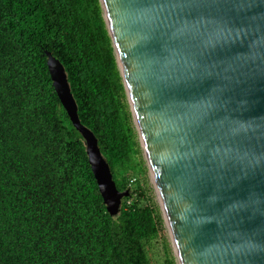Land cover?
I'll return each mask as SVG.
<instances>
[{"label": "water", "instance_id": "1", "mask_svg": "<svg viewBox=\"0 0 264 264\" xmlns=\"http://www.w3.org/2000/svg\"><path fill=\"white\" fill-rule=\"evenodd\" d=\"M100 2L178 263L264 264V0ZM47 56L116 217L130 192Z\"/></svg>", "mask_w": 264, "mask_h": 264}, {"label": "trees", "instance_id": "2", "mask_svg": "<svg viewBox=\"0 0 264 264\" xmlns=\"http://www.w3.org/2000/svg\"><path fill=\"white\" fill-rule=\"evenodd\" d=\"M47 52L130 192L116 217ZM146 164L100 0H0V264H155L149 250L165 221L142 184Z\"/></svg>", "mask_w": 264, "mask_h": 264}, {"label": "rangeland", "instance_id": "3", "mask_svg": "<svg viewBox=\"0 0 264 264\" xmlns=\"http://www.w3.org/2000/svg\"><path fill=\"white\" fill-rule=\"evenodd\" d=\"M143 156L146 161L144 152H143ZM146 165H147V172L145 174L146 179L145 178L141 179L142 184L144 186L146 185L150 189L149 196L152 198V202L158 205L161 210L158 197H157V193L155 190V186L153 184L151 172L149 170L148 164ZM166 243L168 244V248L171 251L169 253H168V250L166 249ZM149 251H150V256L155 264H170V256H171V259L175 257L176 264H179L175 256L172 238H171L170 232L166 225L163 228L162 237L152 242V245Z\"/></svg>", "mask_w": 264, "mask_h": 264}]
</instances>
